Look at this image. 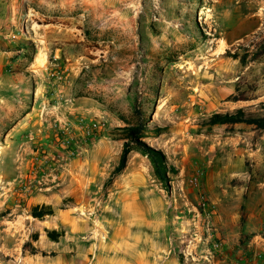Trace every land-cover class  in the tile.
<instances>
[{"label":"rangeland","instance_id":"rangeland-1","mask_svg":"<svg viewBox=\"0 0 264 264\" xmlns=\"http://www.w3.org/2000/svg\"><path fill=\"white\" fill-rule=\"evenodd\" d=\"M263 42L264 0H0V264H264V130L207 124L264 116ZM138 120L168 188L112 174Z\"/></svg>","mask_w":264,"mask_h":264},{"label":"trees","instance_id":"trees-1","mask_svg":"<svg viewBox=\"0 0 264 264\" xmlns=\"http://www.w3.org/2000/svg\"><path fill=\"white\" fill-rule=\"evenodd\" d=\"M264 54V42L260 45L259 53ZM249 98H244V100H248ZM233 100H238V98H234ZM246 124L252 126L258 130H264V116L247 114L244 112L242 108H239L234 113H214L210 116L207 121V124H223L233 126L236 124ZM123 136H125L126 140L123 143V147L118 159L116 166L112 170V174L119 173L126 166L127 156L129 151L132 148H136L143 155H145L151 164L152 172L155 178L166 188L169 186V173L173 175L176 174V168L174 165L169 164L166 159L165 154L158 149H154L147 145L141 138L144 137V125L141 120H138L136 124H129L119 129ZM50 214V213H46ZM34 217H42L44 214L32 213ZM52 231H47V235L50 239L55 240V238L51 237ZM30 246L29 241L24 242L23 248L27 249ZM32 254H36L38 250L36 248L31 247ZM42 256L50 255L53 256L54 252L51 251L46 253L45 251H39Z\"/></svg>","mask_w":264,"mask_h":264},{"label":"crops","instance_id":"crops-1","mask_svg":"<svg viewBox=\"0 0 264 264\" xmlns=\"http://www.w3.org/2000/svg\"><path fill=\"white\" fill-rule=\"evenodd\" d=\"M121 264H124V262H123V261H121Z\"/></svg>","mask_w":264,"mask_h":264},{"label":"built area","instance_id":"built-area-1","mask_svg":"<svg viewBox=\"0 0 264 264\" xmlns=\"http://www.w3.org/2000/svg\"><path fill=\"white\" fill-rule=\"evenodd\" d=\"M93 126L95 127L96 125L95 124H93ZM86 130V129H85Z\"/></svg>","mask_w":264,"mask_h":264}]
</instances>
